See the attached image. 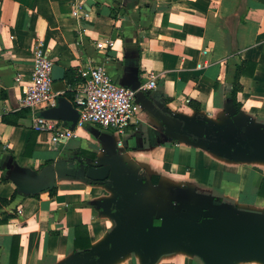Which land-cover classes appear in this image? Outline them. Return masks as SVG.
I'll list each match as a JSON object with an SVG mask.
<instances>
[{"label":"crops","instance_id":"crops-1","mask_svg":"<svg viewBox=\"0 0 264 264\" xmlns=\"http://www.w3.org/2000/svg\"><path fill=\"white\" fill-rule=\"evenodd\" d=\"M84 1L0 0V264H8L12 237L15 264H63L101 243L115 221L106 225L100 203L113 192L76 174L81 164L72 178L57 177L52 165L56 159L69 169L74 161L97 162L106 139L120 163L142 179L139 196L154 215L208 197L239 206L240 213H256L243 206L264 199L255 195L251 173L240 189H230L240 176L222 166L235 163L208 149L196 125L201 118L226 120L229 103L236 109L229 93L241 61L254 66L250 72L251 65H242L236 110L264 122V0H91L87 8ZM37 49L64 76L74 72L71 85L64 76L52 82L53 91L64 87L59 95L69 101L72 88L96 64L129 87L151 72L155 87L136 94L140 111L122 135L87 124L76 128L74 138L50 144L48 133L31 128L33 112L20 102ZM189 99L197 110L187 105ZM32 131L33 144L24 151ZM106 264L142 261L125 251ZM150 264L204 263L171 250Z\"/></svg>","mask_w":264,"mask_h":264},{"label":"water","instance_id":"water-1","mask_svg":"<svg viewBox=\"0 0 264 264\" xmlns=\"http://www.w3.org/2000/svg\"><path fill=\"white\" fill-rule=\"evenodd\" d=\"M91 4V0L84 1L85 8ZM50 76L52 82L60 81L64 70L53 63ZM138 85L126 87L134 90ZM142 91L149 90H137L136 103V94ZM37 115L59 121L70 130L77 119V111L62 95H57L54 104ZM227 116L226 120L214 122L198 119V137L226 160L264 161V124L252 122L231 103ZM102 150L104 155L97 162L86 169L81 167L76 174L87 182L103 183L111 189L114 196L100 206L115 221V226L96 247L75 253L63 264H106L125 251L136 252L142 264H150L160 253L171 250L195 255L204 264H234L251 259L264 263V212L240 213L239 206L213 203L208 197L179 202L174 208L154 215L152 208L140 199L142 179L130 174L120 163L111 139L103 140ZM52 166L57 177L76 175L66 168L64 161L56 159ZM155 219L157 224H153Z\"/></svg>","mask_w":264,"mask_h":264},{"label":"built area","instance_id":"built-area-1","mask_svg":"<svg viewBox=\"0 0 264 264\" xmlns=\"http://www.w3.org/2000/svg\"><path fill=\"white\" fill-rule=\"evenodd\" d=\"M76 8H79V3H76L74 9ZM104 42L105 45L111 46V41ZM52 64L53 61L40 49L34 52L31 74L25 81L20 100L22 107L33 112L31 128L36 132L48 133L50 144L74 138L76 128L87 124L96 125L99 130H109L122 135L140 111L134 100L135 92L155 87L156 76L151 72L145 74L143 81L133 90L112 80L100 64L88 68L83 81L71 90L70 102L77 111V119L70 130L62 127L59 121L39 117L36 112L49 107L50 104L53 105L55 97L60 93L52 90ZM200 66L196 64L197 68ZM116 145H120L119 140Z\"/></svg>","mask_w":264,"mask_h":264},{"label":"trees","instance_id":"trees-1","mask_svg":"<svg viewBox=\"0 0 264 264\" xmlns=\"http://www.w3.org/2000/svg\"><path fill=\"white\" fill-rule=\"evenodd\" d=\"M247 64L248 65H251V68H250V72H252L253 70V64L251 63H248L246 61H241L240 65H237L235 67V70H234V73H233V77H232V82H231V90H230V93H229V96L232 100V103L233 105L235 106L236 109L239 108V104L235 101V94L236 92H238L240 90V85L238 83V78L240 75H242L243 73H245V71L243 70V67L242 65L245 67H247ZM249 72V74H250ZM64 79L66 81V83L68 85H71L75 80L74 78V72L70 71V70H67L66 73H65V76H64ZM187 105L192 108V109H195L197 110L198 109V103L197 102H194L192 100H188L187 101ZM16 115L19 114V113H15ZM34 137H35V133L32 131L30 132L27 140H26V144H25V147H24V151L25 149H30L32 144H33V141H34ZM54 192V189H51L49 191V193H53ZM255 195L257 196H260V197H263L264 198V177H261L259 179V181L257 182V184H255ZM84 227H80V229H83ZM75 231V230H74ZM82 235V234H81ZM79 236L80 234H78V236H74L73 238V247L74 248H78L79 245L77 244V238L79 239ZM17 243V240H16V237H12L11 238V246H10V251H9V257H8V264H15V259H16V244Z\"/></svg>","mask_w":264,"mask_h":264},{"label":"rangeland","instance_id":"rangeland-1","mask_svg":"<svg viewBox=\"0 0 264 264\" xmlns=\"http://www.w3.org/2000/svg\"><path fill=\"white\" fill-rule=\"evenodd\" d=\"M252 122L254 123H261L264 124V122H261L259 120H257V115L253 114L250 117H248ZM128 130H126L125 132H127ZM235 164H223V169L227 172H231V173H236L237 175L240 176V183L239 185H234L231 184L230 189H236V188H241L243 186V184L245 183V178L251 173L252 175V186L257 184V181H259V179L261 177H264V161H235ZM253 208L255 210H257L260 213L264 212V199H259L256 198L253 202V204H251L249 208ZM104 219V221H106V225H111L114 226V222H111V218L107 217V216H103L102 217ZM234 264H264L258 260L255 259H251L248 261H240V262H236Z\"/></svg>","mask_w":264,"mask_h":264},{"label":"flooded vegetation","instance_id":"flooded-vegetation-1","mask_svg":"<svg viewBox=\"0 0 264 264\" xmlns=\"http://www.w3.org/2000/svg\"><path fill=\"white\" fill-rule=\"evenodd\" d=\"M79 164H81V167L83 169H86L89 165H93L92 161L87 162V161H79L78 163L74 161V163L71 166L72 171L76 172L79 168Z\"/></svg>","mask_w":264,"mask_h":264}]
</instances>
